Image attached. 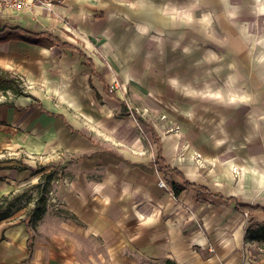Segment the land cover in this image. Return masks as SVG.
<instances>
[{
  "label": "rangeland",
  "instance_id": "1",
  "mask_svg": "<svg viewBox=\"0 0 264 264\" xmlns=\"http://www.w3.org/2000/svg\"><path fill=\"white\" fill-rule=\"evenodd\" d=\"M92 1L94 18L97 19L94 36L96 34L100 38L96 32L105 26L106 19L120 28L116 32L119 38L115 43L112 32L104 29L102 32L107 44L97 47L94 43H87V46L94 47L93 52L90 51V57L95 62L94 70L117 100L124 102L130 113L123 115L120 103L105 96L86 62L79 58L81 66L77 68L71 58L73 55L58 47L30 50L26 56L28 67L24 76L0 68V74L6 73L16 79L23 93L19 96L11 92L0 93V103L29 105L33 111L35 104L40 103L44 110L62 114L72 129L89 139L93 146L76 153L53 150L37 158L35 155L27 157L10 146L0 149L2 166L29 167L24 162L28 159L34 161L29 162L33 167L30 169L39 171L25 170L26 178L37 177V182L24 186L12 196L6 195L9 199L21 197L14 204L13 217L28 214L42 198L45 209L47 206L49 213L55 215L57 212L50 195L59 203V195L73 188L70 181L75 176L79 175L90 184L101 183L102 163L91 160L92 153L123 159L132 154L146 159L153 167L157 151L151 140L152 130L162 145L168 164L171 165L173 159L183 163L186 157L182 151L187 145L192 147L187 136L196 138V134L186 135L180 129L176 130L178 127L174 126V119L172 121L166 115L179 113L185 108L189 93H227L225 79H228V64L236 68L237 94L245 93L249 85L254 93L264 92V0ZM150 7H156L157 23L164 28L152 31L148 30L147 23L139 25L132 22L133 11L145 10L149 16ZM122 13L125 14L123 22L122 18L118 19ZM34 21L37 26L38 21ZM120 41L125 45H119ZM214 51L217 53L215 60ZM33 61L38 63L39 68L37 64H32ZM214 70L217 72L215 76L212 75ZM88 80L100 91V99L94 95ZM203 103L213 104L201 100L190 101L189 106L196 108ZM51 124L52 129L54 125ZM19 127L15 125L10 129L18 135L21 131ZM0 144L5 145L1 140ZM196 154H193V168L186 169L191 166L184 164L180 165V169L191 181H205L206 172L211 167L199 166ZM127 158L126 162L131 164ZM152 171L156 188L167 197L160 204L164 207L172 205L181 211L168 217L169 214H161L163 207L158 206L157 217L171 226L173 224L172 234L179 238L171 247L174 253L187 250L188 255H198L204 262L207 257L215 256L216 248H222L226 256L229 250L234 254L235 264H240L241 259H244L243 264L250 261L264 264V223L261 215L251 216L248 212L236 215L230 206L216 204L212 198L195 196V193L185 194L178 203L171 193V184L176 181L173 175L169 172L163 174L154 167ZM232 173L237 175L240 171ZM45 175H50L49 181ZM96 188L99 187L95 185ZM220 219H224L225 223H220Z\"/></svg>",
  "mask_w": 264,
  "mask_h": 264
},
{
  "label": "crops",
  "instance_id": "2",
  "mask_svg": "<svg viewBox=\"0 0 264 264\" xmlns=\"http://www.w3.org/2000/svg\"><path fill=\"white\" fill-rule=\"evenodd\" d=\"M46 1L54 6L53 15L41 9L29 13L0 11V31L18 28L32 34L48 35L61 44L69 45L73 49L60 48L55 42L52 47H58L70 56L72 54L71 58L77 68L81 66L78 51L94 61L90 57V51L93 52L94 47L87 46L88 42L97 47L107 44L103 29L112 32L114 43L118 40L119 33L116 32L120 28L112 25L110 19H106L105 26L96 32L99 39L96 34L93 35L97 19L94 18L92 0ZM155 8H149V16L145 10L133 11L135 15L131 11L132 22L139 25L147 23L148 30L152 31L164 28L157 23L158 12ZM120 16L118 19L122 18L123 22L125 14ZM33 19L38 21L37 26L32 22ZM110 44L113 45L112 41ZM119 45L124 46L125 43L120 41ZM46 48L51 47H39L15 40L0 43V68L5 71L13 70V74L16 71L24 76L28 67V52ZM215 53L214 51V60ZM32 64H37L39 68L38 63L33 61ZM227 69V93H189L185 108L179 113L171 112L166 115L172 121L174 119V126L178 127L176 130L180 129L186 135L196 134V138L187 136L192 147L187 145L182 151L185 161L180 163L173 159L171 165L168 164L161 143L160 147L162 157L170 169H176L185 180L206 189L205 192L185 190L174 200L180 203L179 200L188 193H195L199 197L208 196L216 204L230 206L237 215L242 212L234 208L235 202L252 208H264V92L254 93L249 85L245 93L237 94L236 68H231V64H228ZM215 73L217 74L214 70L212 75L215 76ZM91 84L94 95L101 97L100 91ZM100 85L102 86L101 83ZM201 100L213 104H198L196 108L189 106L190 101ZM37 104L41 106L40 103ZM33 108L35 111L29 105L23 107L13 104L12 108L0 105V140L5 144H0V149H8L10 146L27 157L35 155L37 158L53 150L76 153L93 147L89 139L72 129L62 114L48 112L41 106L44 111L54 115L49 117L39 108ZM50 123L51 126L54 125L52 129ZM15 125L20 126L24 133L20 131L19 136L15 135V131L10 129ZM194 152L198 153L196 163L199 166L211 167L205 175L207 181H191L180 169V165L184 164L191 166L185 167L186 169L194 167ZM91 156V160L102 163L101 183L90 184L79 175L75 176L70 181L73 188L59 193V205L54 207L57 212L55 215H51L46 206L44 216L34 224L26 221L27 214L24 212L19 217L10 215L0 221V264L236 263L234 254L229 250V255L226 256L222 248H216L215 256L207 257L204 262L198 255H188L187 250L180 253L172 251L174 240L178 242L179 238L172 234L173 224L171 226L157 217L160 210L158 206L163 207L161 214H169L168 217L181 211L178 207H164L160 204L167 197L156 188L153 167L146 159L130 154L126 157L130 164L126 162V158L108 154L92 153ZM24 162L29 168H33L29 162L34 161L26 159ZM0 168V200L1 197L9 194L12 196L24 186L37 182V177L26 178L25 170L8 169L1 164ZM234 170L240 173L234 175ZM173 177L176 179L174 182H179L174 175ZM95 185L99 188L94 189ZM249 214L261 215L264 223L263 213ZM220 223H225L224 219H220ZM187 246L186 243L185 247ZM217 246L220 247L221 243L218 242ZM243 260L241 259L240 264H243Z\"/></svg>",
  "mask_w": 264,
  "mask_h": 264
},
{
  "label": "trees",
  "instance_id": "3",
  "mask_svg": "<svg viewBox=\"0 0 264 264\" xmlns=\"http://www.w3.org/2000/svg\"><path fill=\"white\" fill-rule=\"evenodd\" d=\"M22 41L30 45H35L39 47H52L53 43L55 42L60 48H66V49H73L69 45L61 44L59 41L56 39L54 40L53 38L49 37L48 35L44 34H32L28 33L22 29L14 28V29H3L0 31V43L3 42H8V41ZM79 57L84 60L88 64V67L91 71V74L94 75L99 82L103 86V92L105 96H107L110 99L116 100L117 102L120 103L121 105V111L123 115H128L130 111L127 109L126 105L124 102H120L117 100L116 95L109 89V87L104 83L103 79L95 72L94 66L91 63V61L80 51H78ZM90 88H93L91 84V80H88ZM6 92H11L14 96H19L23 95L22 90L19 88L18 83L16 82V79L12 78L9 74L6 73H1L0 74V93L6 94ZM96 98L100 99V96L96 94ZM0 105H4L7 107L12 108L13 104L12 102L10 103H0ZM35 107L39 108L43 113H45L49 117H54L51 113H48L44 111L40 105L35 104ZM151 140L154 143L157 151L156 159L154 160L152 166L157 169V171L166 174V173H171L173 174L179 182H173L171 184V192L172 195L174 196L175 199L178 198L181 192L185 190H194L198 192H205L206 189L196 186L187 180L184 179V177L178 172L176 169H170L161 153V147H160V142L155 135L154 131H151ZM1 164V163H0ZM8 169H16V170H31L29 167H22V168H14V167H7ZM1 169V168H0ZM32 172H39L38 170H33ZM45 178H48L47 181L50 180V175H45ZM20 196H17L16 198L9 199L8 196H4L0 200V221L8 218L11 215L12 209L14 207L15 202L20 200ZM234 208L238 212L242 213H263L264 214V208L261 207H250V206H243L239 205L237 202L234 204ZM45 213V205H44V199L42 198L40 203L35 204V207L32 209L30 213L27 214L26 221L30 222L31 224H34L35 221L41 219L43 214Z\"/></svg>",
  "mask_w": 264,
  "mask_h": 264
},
{
  "label": "built area",
  "instance_id": "4",
  "mask_svg": "<svg viewBox=\"0 0 264 264\" xmlns=\"http://www.w3.org/2000/svg\"><path fill=\"white\" fill-rule=\"evenodd\" d=\"M34 9H42L48 13L54 12V7L46 0H0V11L31 12ZM51 196V203L57 208L58 203ZM259 264V263H252Z\"/></svg>",
  "mask_w": 264,
  "mask_h": 264
}]
</instances>
